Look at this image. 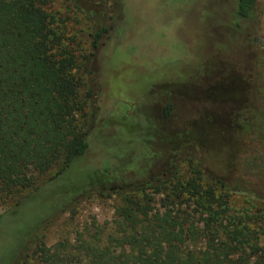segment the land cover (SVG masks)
<instances>
[{
    "label": "trees",
    "instance_id": "obj_1",
    "mask_svg": "<svg viewBox=\"0 0 264 264\" xmlns=\"http://www.w3.org/2000/svg\"><path fill=\"white\" fill-rule=\"evenodd\" d=\"M232 1L236 19L256 21V0ZM53 3L0 0V199L11 203L7 212L35 198L37 177L53 170L43 185L51 183L78 163L94 128L95 111L78 119L95 101L89 61L108 29L89 34L88 53H81ZM231 85L235 97L219 95ZM243 92L228 78L208 88L206 99L235 108ZM257 99L252 120L239 111L209 115L199 119L205 129L194 128L195 121L172 144L161 139L166 157L156 170L150 166L158 157L149 143L154 137L143 140V161L133 171L85 170L89 183L68 192L113 196L110 220H91L51 248L35 243L36 264H264V96ZM168 111L167 105L163 115ZM222 146L228 150L223 167L212 175L202 166L205 150ZM32 233L11 264H30Z\"/></svg>",
    "mask_w": 264,
    "mask_h": 264
},
{
    "label": "rangeland",
    "instance_id": "obj_2",
    "mask_svg": "<svg viewBox=\"0 0 264 264\" xmlns=\"http://www.w3.org/2000/svg\"><path fill=\"white\" fill-rule=\"evenodd\" d=\"M256 7V21L244 23L234 17L232 0H54L51 11L64 19L68 36L81 53H88L89 34L99 27L108 29L89 61L97 86L95 101L78 119L82 123L90 110L95 111L94 128L78 163L51 183L43 185L53 170L36 178L39 189L30 194L35 196L32 201L7 212L11 203L0 199V264H11L18 246L34 229L28 245L30 264H36L35 243L51 248L91 220L98 224L110 220L113 196L93 189L68 192L89 183L82 175L85 170L137 169L145 152L143 140L150 137L158 156L150 166L156 170L166 157L161 139L162 145L172 144L173 137L195 121L194 128H204L199 119L238 111L252 120L257 97L264 96V0H256ZM228 78L244 89L235 108L230 102L217 105L206 99L208 88ZM232 88L219 95L235 97ZM209 133L214 137L213 131ZM226 151L223 146L220 151L205 150L202 166L207 172L213 175L222 169ZM63 197L67 203L56 207Z\"/></svg>",
    "mask_w": 264,
    "mask_h": 264
}]
</instances>
